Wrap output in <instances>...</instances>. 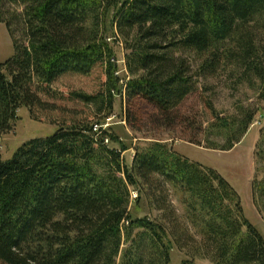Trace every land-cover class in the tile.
I'll return each mask as SVG.
<instances>
[{
  "label": "trees",
  "instance_id": "1",
  "mask_svg": "<svg viewBox=\"0 0 264 264\" xmlns=\"http://www.w3.org/2000/svg\"><path fill=\"white\" fill-rule=\"evenodd\" d=\"M0 24L15 48L0 64V138L23 107L56 128L0 160V264H170L172 247L181 264H264V238L220 173L158 142L127 166L126 145L101 128L119 96L134 131L149 123L231 151L264 110V0H0ZM95 73L96 91L68 95L79 107L55 101L54 84ZM213 83L254 102L219 113ZM254 159L253 202L264 204V129ZM132 192L155 219L132 216Z\"/></svg>",
  "mask_w": 264,
  "mask_h": 264
},
{
  "label": "rangeland",
  "instance_id": "2",
  "mask_svg": "<svg viewBox=\"0 0 264 264\" xmlns=\"http://www.w3.org/2000/svg\"><path fill=\"white\" fill-rule=\"evenodd\" d=\"M11 9V8H8ZM116 56V64L118 67L117 76L126 77L124 69L125 53L121 45L114 48ZM15 48L11 35L6 26L0 24V64H4L14 58ZM99 73L93 74L90 78L66 77L51 88V91L60 98H56L57 103H63L68 108H77L80 104L69 100L71 91L83 90L85 92H94L99 86L101 80ZM99 80V81H98ZM127 80V79H126ZM212 91L206 97L210 98L214 104V108L219 113H232L233 107L239 101H245L252 97V92L246 90L245 87L240 88L238 92L230 90L221 83H213ZM58 99V100H57ZM250 101V102H252ZM245 103V102H244ZM126 102L119 96L115 98L113 115L103 122L106 130L112 132L118 137L119 142L126 145L127 149L123 153L124 163L129 166L134 155L135 148H143L151 143H162L171 147L178 155L187 159L191 163L199 164L204 167L213 169L220 173L227 182L237 192L244 217L254 226V228L264 238V204H254L252 196V182L255 178V159L254 152L256 144L260 137L261 130L264 129V110L260 111L251 125L248 133L229 152L206 150L189 144L185 140H180L177 135L169 130L156 128L155 126L146 124L142 131H134L128 126L124 120ZM141 111L150 112L145 105H140ZM56 128L47 123L33 121L30 118L27 108H20L17 112L16 119L12 123V129L0 138V160H10L15 152L26 142L36 139L50 138L55 134ZM175 135V136H174ZM110 146L118 147V144ZM136 192L131 193V213L133 217L148 216L151 219L157 217L156 213L150 212L143 200L138 206L134 204ZM173 205L179 216H182V208L176 199H173ZM184 255L176 248L170 251V264H181L184 261ZM197 264H207L206 262H197Z\"/></svg>",
  "mask_w": 264,
  "mask_h": 264
},
{
  "label": "built area",
  "instance_id": "3",
  "mask_svg": "<svg viewBox=\"0 0 264 264\" xmlns=\"http://www.w3.org/2000/svg\"><path fill=\"white\" fill-rule=\"evenodd\" d=\"M112 118H113V117H112ZM109 120H111V119H108V121H109ZM101 128H102L103 130H106L107 127H106L105 125H103V126H101ZM98 129H99V128L96 126V127L94 128V131H97ZM105 143L108 144V141L105 140Z\"/></svg>",
  "mask_w": 264,
  "mask_h": 264
}]
</instances>
